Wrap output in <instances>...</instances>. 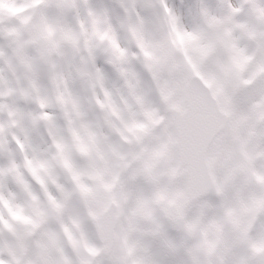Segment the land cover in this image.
<instances>
[{
  "label": "clouds",
  "instance_id": "clouds-1",
  "mask_svg": "<svg viewBox=\"0 0 264 264\" xmlns=\"http://www.w3.org/2000/svg\"><path fill=\"white\" fill-rule=\"evenodd\" d=\"M0 264H264V0H0Z\"/></svg>",
  "mask_w": 264,
  "mask_h": 264
}]
</instances>
